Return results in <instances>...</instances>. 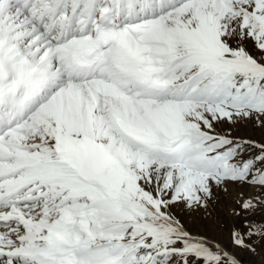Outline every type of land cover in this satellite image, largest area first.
Segmentation results:
<instances>
[{"label": "snow or ice", "instance_id": "6c2138e0", "mask_svg": "<svg viewBox=\"0 0 264 264\" xmlns=\"http://www.w3.org/2000/svg\"><path fill=\"white\" fill-rule=\"evenodd\" d=\"M0 264H264V0H0Z\"/></svg>", "mask_w": 264, "mask_h": 264}]
</instances>
